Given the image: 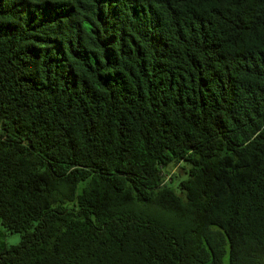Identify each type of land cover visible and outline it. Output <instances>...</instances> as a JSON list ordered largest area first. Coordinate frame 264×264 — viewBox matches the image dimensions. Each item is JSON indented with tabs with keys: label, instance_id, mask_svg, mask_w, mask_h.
Wrapping results in <instances>:
<instances>
[{
	"label": "trees",
	"instance_id": "trees-1",
	"mask_svg": "<svg viewBox=\"0 0 264 264\" xmlns=\"http://www.w3.org/2000/svg\"><path fill=\"white\" fill-rule=\"evenodd\" d=\"M0 222V264H264V0H0Z\"/></svg>",
	"mask_w": 264,
	"mask_h": 264
},
{
	"label": "rangeland",
	"instance_id": "rangeland-1",
	"mask_svg": "<svg viewBox=\"0 0 264 264\" xmlns=\"http://www.w3.org/2000/svg\"><path fill=\"white\" fill-rule=\"evenodd\" d=\"M186 176H182L180 179L176 180V183L173 186V188L179 192L178 189V184L181 180L186 179ZM20 235L19 234H10L8 233L5 228L1 225L0 222V247L2 245H7V246H16L20 243ZM228 258L226 257V263H227Z\"/></svg>",
	"mask_w": 264,
	"mask_h": 264
}]
</instances>
